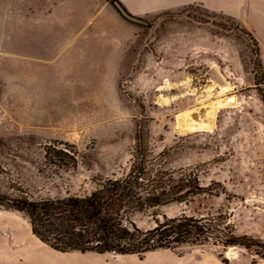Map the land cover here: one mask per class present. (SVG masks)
<instances>
[{
  "label": "rangeland",
  "instance_id": "374dc122",
  "mask_svg": "<svg viewBox=\"0 0 264 264\" xmlns=\"http://www.w3.org/2000/svg\"><path fill=\"white\" fill-rule=\"evenodd\" d=\"M163 2L185 5L137 15L142 24L108 0H0V190L79 195L93 174L129 164L141 123L152 154L168 150V167H195L203 184L225 190L161 211L226 210L237 233L264 241V103L255 84L259 58L264 71V0L146 3ZM226 96L229 104L216 107ZM196 122L207 128L189 127ZM55 141L77 148L75 169L39 170ZM3 210L0 223L22 238L28 218ZM133 218L143 229L153 224L148 213ZM63 253L77 264H264L241 246L209 244L143 257Z\"/></svg>",
  "mask_w": 264,
  "mask_h": 264
},
{
  "label": "trees",
  "instance_id": "16d2710c",
  "mask_svg": "<svg viewBox=\"0 0 264 264\" xmlns=\"http://www.w3.org/2000/svg\"><path fill=\"white\" fill-rule=\"evenodd\" d=\"M119 1V0H118ZM258 42V41H257ZM255 84L264 103L262 60L256 63ZM132 157L126 167L108 174H93L81 194L33 196L21 186L0 190V207L28 218L32 234L60 252H89L145 256L157 249L176 250L185 244L241 246L264 258V241L239 234L226 210L214 213L167 215L161 208L173 202H194L201 195L218 196L224 188L203 184L195 167L170 168L171 155H153L144 124H136ZM78 150L68 142L44 146L40 171H69L78 165ZM216 184V183H215ZM148 213L153 224L143 229L134 215Z\"/></svg>",
  "mask_w": 264,
  "mask_h": 264
},
{
  "label": "crops",
  "instance_id": "0c3cea01",
  "mask_svg": "<svg viewBox=\"0 0 264 264\" xmlns=\"http://www.w3.org/2000/svg\"><path fill=\"white\" fill-rule=\"evenodd\" d=\"M147 1L149 0H122V4L135 16L148 13L153 17L163 10H171L181 5H185L181 2L173 7H170L172 4L171 2H163L157 5L151 4V7L146 3ZM152 1L153 0H150V3ZM141 3L143 4L141 5ZM226 13L231 12L227 11ZM245 24L248 26L247 23ZM248 28L250 27L248 26ZM259 43L261 45L260 48L264 61V47L260 41ZM2 212L8 213L11 212V210L4 209ZM9 229L12 231L10 234ZM14 239L13 228H11V226H7V224L5 225V223H0V264H77L76 261H71L70 257L66 256L67 254L60 255L49 249L51 247L45 245L34 234H32L30 226L25 234L22 235V238L17 240ZM80 260L83 261L82 258Z\"/></svg>",
  "mask_w": 264,
  "mask_h": 264
},
{
  "label": "water",
  "instance_id": "95a60500",
  "mask_svg": "<svg viewBox=\"0 0 264 264\" xmlns=\"http://www.w3.org/2000/svg\"><path fill=\"white\" fill-rule=\"evenodd\" d=\"M110 1L116 8L117 12L121 14L128 20L133 21V23H142L147 24V20L138 16L133 15V13L129 12L127 8L118 0H108Z\"/></svg>",
  "mask_w": 264,
  "mask_h": 264
},
{
  "label": "bare ground",
  "instance_id": "6f19581e",
  "mask_svg": "<svg viewBox=\"0 0 264 264\" xmlns=\"http://www.w3.org/2000/svg\"><path fill=\"white\" fill-rule=\"evenodd\" d=\"M205 97V96H204ZM222 97V96H221ZM225 97V96H224ZM220 98V97H219ZM226 98H227V96H226ZM230 100H231V98H227L226 100H222V101H218L217 103H216V107H225V106H227V104H229L228 102H230ZM211 101H213V100H211ZM210 101V102H211ZM235 102V101H234ZM212 103V102H211ZM236 103V102H235ZM210 105H212V104H210ZM214 105V104H213ZM230 106V105H229ZM211 107V106H210ZM211 112V111H210ZM181 113V112H180ZM187 113V112H186ZM210 114V113H209ZM185 116V115H184ZM188 116V115H187ZM187 118V117H186ZM211 118V117H210ZM191 119V118H190ZM189 121V120H188ZM186 122V121H185ZM190 122V121H189ZM188 123V122H187ZM192 123H195V122H192ZM178 124V123H177ZM196 124H197V122H196ZM189 124L190 126V128H195V127H198V128H207V127H205L204 125H200V124ZM185 126V125H184ZM178 127V126H177ZM181 127V126H180ZM188 128V127H187ZM186 128V129H187ZM183 131V130H182ZM48 248V247H47ZM49 249H51V250H53V251H55V252H57V254H62V255H64V254H66V253H63V252H60L59 250H56V249H53V248H49ZM71 252H76V251H71ZM76 253H78V252H76ZM81 253V252H80Z\"/></svg>",
  "mask_w": 264,
  "mask_h": 264
}]
</instances>
